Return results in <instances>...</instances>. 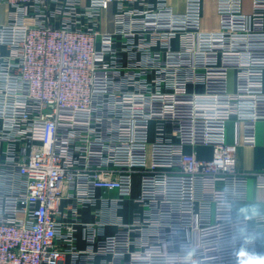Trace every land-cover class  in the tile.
<instances>
[{
  "label": "built area",
  "instance_id": "obj_1",
  "mask_svg": "<svg viewBox=\"0 0 264 264\" xmlns=\"http://www.w3.org/2000/svg\"><path fill=\"white\" fill-rule=\"evenodd\" d=\"M0 4V264H264V215L233 216L249 178L264 194L236 157L264 121V0ZM135 177L142 212L123 222ZM98 191L116 196L82 224Z\"/></svg>",
  "mask_w": 264,
  "mask_h": 264
},
{
  "label": "crops",
  "instance_id": "obj_2",
  "mask_svg": "<svg viewBox=\"0 0 264 264\" xmlns=\"http://www.w3.org/2000/svg\"><path fill=\"white\" fill-rule=\"evenodd\" d=\"M150 2L154 0H148ZM168 4L173 8L175 12H181L183 6V0H168ZM112 12V6L107 10L103 16L109 20ZM7 8L5 5L0 4V25L6 20ZM202 28L204 30H213L216 28V17L213 8L212 1L204 2V13ZM227 141H232V127L228 124ZM197 154L200 158H208L209 150L204 148H198ZM237 166L238 168L247 173L251 172H264V121L258 122L256 125V144L254 147H242L237 151ZM67 189L63 187V194L65 195ZM139 193V181L138 178L133 180V188L130 200L123 202L122 209L118 215L121 216L123 222H130L135 214L142 212V208L134 202ZM115 197V192H109L103 194L101 191L96 193L97 200L94 207L82 208L79 210V218L82 224H92L95 220L94 209L101 208L100 196ZM66 203L64 199L62 205ZM254 215H264V194L260 189L256 188L255 179L249 178L246 188V199L243 202L234 204L233 216L234 217H250ZM115 225H107L103 227L104 236H110L117 231ZM75 247L78 251L86 249V244L83 240V228L82 226L76 227V243ZM254 247L257 253L264 255V233H259L255 237ZM104 261L109 262L110 258H77L71 254H65L61 258L60 264H104ZM240 264H248L247 260H243Z\"/></svg>",
  "mask_w": 264,
  "mask_h": 264
},
{
  "label": "rangeland",
  "instance_id": "obj_3",
  "mask_svg": "<svg viewBox=\"0 0 264 264\" xmlns=\"http://www.w3.org/2000/svg\"><path fill=\"white\" fill-rule=\"evenodd\" d=\"M230 83H231V75H230ZM228 127H229V126L227 125V129H226V131L228 130Z\"/></svg>",
  "mask_w": 264,
  "mask_h": 264
}]
</instances>
